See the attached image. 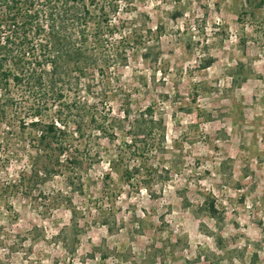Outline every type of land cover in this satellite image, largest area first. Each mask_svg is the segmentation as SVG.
I'll list each match as a JSON object with an SVG mask.
<instances>
[{"label": "rangeland", "instance_id": "rangeland-1", "mask_svg": "<svg viewBox=\"0 0 264 264\" xmlns=\"http://www.w3.org/2000/svg\"><path fill=\"white\" fill-rule=\"evenodd\" d=\"M102 2L64 154L5 92L0 264H264V0Z\"/></svg>", "mask_w": 264, "mask_h": 264}, {"label": "trees", "instance_id": "trees-1", "mask_svg": "<svg viewBox=\"0 0 264 264\" xmlns=\"http://www.w3.org/2000/svg\"><path fill=\"white\" fill-rule=\"evenodd\" d=\"M103 1L110 8L116 0ZM95 9L102 10L101 24L107 23L102 0H0V123H11L5 92L12 88L14 102L28 104L27 116L36 120L32 122L38 126L36 145L57 144L58 155L68 150L64 132L54 121L41 125L43 112L62 101L69 73L79 77L89 70L103 73L111 61V54L96 57L101 24L95 23L99 30L89 43Z\"/></svg>", "mask_w": 264, "mask_h": 264}]
</instances>
